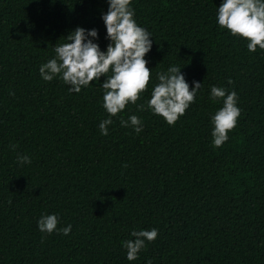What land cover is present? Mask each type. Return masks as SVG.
Listing matches in <instances>:
<instances>
[{"label":"trees","instance_id":"16d2710c","mask_svg":"<svg viewBox=\"0 0 264 264\" xmlns=\"http://www.w3.org/2000/svg\"><path fill=\"white\" fill-rule=\"evenodd\" d=\"M131 3L153 35L136 103L169 64L190 89L202 85L174 124L130 103L102 135L99 80L69 93L39 66L77 26L96 28L106 49L107 0H0V264H264V50L216 24L221 0ZM211 85L235 90L241 109L220 147L210 116L222 98L210 99ZM130 114L140 133L120 125ZM20 154L31 163L19 165ZM49 213L58 228L72 225L68 235L38 230ZM152 227L157 238L127 260L122 241Z\"/></svg>","mask_w":264,"mask_h":264},{"label":"clouds","instance_id":"9594fccd","mask_svg":"<svg viewBox=\"0 0 264 264\" xmlns=\"http://www.w3.org/2000/svg\"><path fill=\"white\" fill-rule=\"evenodd\" d=\"M107 4V11L101 13L106 28L105 39L109 41L106 49L102 50L97 42L99 33L96 28L77 26L65 36L66 42L55 44V55L40 64L41 79L52 81L59 78L68 85L69 93H79L82 87L99 80L103 90L102 107L109 114L98 124L102 135L109 133L108 125L113 123L112 117L130 103L140 111L146 108L168 124H174L194 101L202 83L193 80L190 89L182 67L169 64L166 70L155 73L153 79L156 82L151 86L150 95L137 104L150 81L152 70L146 66L149 61L145 55L152 49L153 35L137 22L131 0H107ZM215 17L218 26L246 40L249 52H255L258 47L264 50V0H221ZM102 76L104 79L101 81ZM209 97L213 102L222 98V106L210 116L213 126L211 144L220 147L229 139V131L236 126L241 115L238 94L235 90L211 85ZM120 125L131 126L136 133L143 130L142 118L136 114L128 115L127 119L121 118ZM16 159L21 166L31 163L27 154L17 155ZM58 222L57 213L41 214L37 228L42 233L57 231L68 235L72 225L58 228ZM130 236L131 239L122 241V247L126 249V259L133 261L146 246V241L157 238L158 229H133Z\"/></svg>","mask_w":264,"mask_h":264}]
</instances>
